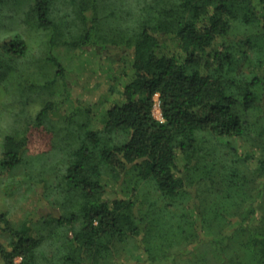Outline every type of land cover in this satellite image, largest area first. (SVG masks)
<instances>
[{"label": "trees", "instance_id": "1", "mask_svg": "<svg viewBox=\"0 0 264 264\" xmlns=\"http://www.w3.org/2000/svg\"><path fill=\"white\" fill-rule=\"evenodd\" d=\"M62 50L106 53L107 100ZM24 188L0 264H264V0H0V189Z\"/></svg>", "mask_w": 264, "mask_h": 264}, {"label": "rangeland", "instance_id": "2", "mask_svg": "<svg viewBox=\"0 0 264 264\" xmlns=\"http://www.w3.org/2000/svg\"><path fill=\"white\" fill-rule=\"evenodd\" d=\"M18 6L19 4L16 3ZM20 8H23L20 5ZM18 7H15V9ZM11 13H15L16 10H9ZM23 14L22 12L20 15ZM24 32L26 38H33L32 33H27L25 28H20ZM66 50H62L61 55L65 56L64 65L67 66V69H71L69 78L72 80V90L75 98L81 99L83 102L95 104L99 103L102 100H107L109 97L108 85H109V66L108 61L104 57L106 53H100V55L95 54L93 51H78V52H69L65 53ZM54 72V70H53ZM47 76L51 75H42V78L38 79L39 82H43ZM41 93V89H37ZM51 89L44 91L45 96H49ZM39 110V103L37 101L31 102L27 106V111L29 114L35 115ZM32 112V113H31ZM154 115L158 120L162 121V113L160 109V103L156 97V104L154 108ZM11 123V120L7 122ZM51 134L40 128L30 127L28 132L29 144L27 150L32 155H40L44 152H50L52 148L50 147L51 143ZM55 155V154H54ZM53 155V156H54ZM7 190V189H6ZM4 189H0V209H11L12 219L19 223L21 222L27 214L30 212H35L39 206L37 204V197L35 193L28 191L24 188L20 193L17 191L7 193ZM5 238L0 237V242L4 243ZM138 259L125 260L128 264H150L146 261V257L141 253H138ZM190 259L187 258V255L181 258L179 264H189ZM159 264H172L171 262H162Z\"/></svg>", "mask_w": 264, "mask_h": 264}]
</instances>
